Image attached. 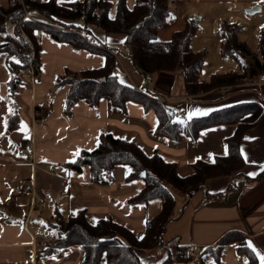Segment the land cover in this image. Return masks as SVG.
I'll return each mask as SVG.
<instances>
[{"label": "crops", "instance_id": "1", "mask_svg": "<svg viewBox=\"0 0 264 264\" xmlns=\"http://www.w3.org/2000/svg\"><path fill=\"white\" fill-rule=\"evenodd\" d=\"M76 1L56 0L59 5ZM107 1L112 4V17L118 0ZM135 1L125 0V4L130 9ZM7 2L0 0L1 5ZM255 6L259 8L256 12H264V0H173L169 4L172 13L170 27L176 28L167 37L182 28L185 18H194L199 25L217 24L220 31L223 21L238 24L246 16L245 12ZM32 15L30 18H39L37 14ZM181 15L182 21L179 19ZM90 29L94 39L106 43L109 51L114 52L119 81L145 90L167 107L185 110L188 119L239 103L261 106L258 121L241 138L240 153L244 166L235 174L211 178L206 183L209 195L225 191L231 185L230 177L240 178L236 187L233 185L234 188L222 200L206 199L202 190L189 198L170 190L174 207L163 240L174 248L185 246L189 253H192V246H197L202 255L214 248L225 234L239 232L247 236L249 246L264 264V82L256 81L262 73L258 72L257 77L246 74L245 83L231 90L222 89L189 98L178 73L153 74L149 83L144 85V79L127 58L123 38L93 27ZM37 40L41 49L39 73L33 82L25 81L19 86L20 120L17 128L11 131H7L11 112L7 89L9 71L3 55L0 62V264H81L83 251L80 247L69 248L60 257L37 258V252L46 243L44 237L53 232L49 223L55 212L66 219L83 210L88 223L110 219L139 239L144 235L146 222L157 216L162 208V201L158 198L144 204L128 202L144 186L141 179L127 180L131 171L128 165L115 166L111 181L106 185L92 182L87 166L81 171L69 167L80 152L97 147L100 134L134 142L147 155L157 152L164 161L175 164L178 176L187 177L194 173L192 164L195 161L212 162L216 157L226 155V140L233 135L235 126L206 128L195 139L184 133L166 138L156 133L158 120L152 110L146 111L133 102H128L121 110L113 107L108 99H101L95 108L79 101L66 115L63 108L68 87L57 89L55 80L65 70L99 68L104 57L74 49L46 34L38 33ZM219 42H216L218 46ZM37 108L43 111L42 119L35 117ZM26 144L33 145L31 157L24 151ZM30 185L43 199V208L34 206L31 198L23 194ZM159 250L155 252L159 253ZM153 259L160 261L157 264L164 261L160 260V254ZM205 263L243 264L244 257L237 254L235 245H230L223 249L219 263L211 257ZM98 264H106L104 254ZM165 264L185 263L170 256Z\"/></svg>", "mask_w": 264, "mask_h": 264}, {"label": "trees", "instance_id": "2", "mask_svg": "<svg viewBox=\"0 0 264 264\" xmlns=\"http://www.w3.org/2000/svg\"><path fill=\"white\" fill-rule=\"evenodd\" d=\"M8 0L0 4V54L4 56L9 71L7 81L8 100L11 112L7 120V131L17 128L19 124L18 89L25 82L21 75L33 65L35 77L40 69V46L37 34L42 33L59 43H65L74 49H84L104 57L99 68L81 71L65 70L55 80V87H68L64 100V113L69 115L74 104L84 102L95 108L101 99H108L113 107L125 109L128 102L141 105L146 111L152 110L158 120L156 133L166 138H173L180 133L195 139L201 130L217 125H234L235 131L226 140L227 153L216 157L212 162L197 160L192 164L194 173L180 177L174 163L166 162L157 153L147 155L134 142L102 133L94 150L82 151L69 163V167L81 171L87 166L92 182L106 185L111 181V171L117 165H128L131 169L127 180L141 179L143 188L128 199L130 204H144L158 198L162 201L161 211L148 220L144 235L137 239L126 227L110 220L101 219L95 224L86 220L83 210L66 219L57 212L49 223L59 221L60 227L49 235L44 247L37 252V258L49 256L60 257L72 247L83 251L81 264H98L102 255L106 264H146L140 255L155 251L167 245L163 240L167 224L172 220L174 198L170 190L185 198L202 190L206 199L222 200L232 190L233 185L215 195H209L206 183L218 176H229L239 172L244 166L240 153V142L246 130L256 124L262 114L258 103H239L217 109L209 114L170 124L167 107L163 102L143 89H136L118 80L116 75L117 59L109 51L106 43L93 38L90 27H96L108 35L123 38L122 45L127 47V58L138 71L147 77L158 73H178L181 77L187 97L231 90L245 83L246 74L230 72L212 75L209 80L201 77L206 58L205 51H193L190 42L195 35L198 23L194 18H185L181 29L173 31L168 40L160 39V33L172 24V13L169 0H136L128 8L125 0H118L115 13L111 17L112 4L107 0H78L59 5L56 0ZM32 14L39 15L41 20L26 19ZM32 17V16H31ZM241 26L223 21L220 26L219 52L222 57L239 59L252 53L247 44L238 37ZM33 58L24 56V51H31ZM257 70L264 73V30L258 35ZM103 79V81H100ZM150 80V79H149ZM40 111V109H36ZM53 231V230H52ZM264 241V232L262 234ZM235 245L238 255L244 257L243 264H261L255 251L249 246L248 238L239 232L225 234L215 245L200 256V264L211 257L219 263L223 249ZM175 258L181 263H190L192 253L187 247L176 246ZM170 256L160 264L169 262Z\"/></svg>", "mask_w": 264, "mask_h": 264}, {"label": "rangeland", "instance_id": "3", "mask_svg": "<svg viewBox=\"0 0 264 264\" xmlns=\"http://www.w3.org/2000/svg\"><path fill=\"white\" fill-rule=\"evenodd\" d=\"M245 13L246 16L241 19L243 21H240V23H238L242 27L239 34V39L244 41L249 47L252 54L248 57H240L239 59L222 57L219 52V46L216 43L219 42L220 39V31L218 30L217 24H210L209 26L205 23H202L201 25L197 24L198 28L195 35L191 39L190 48H192L194 51L206 52V58L201 73V77L203 80H209L212 75L226 74L230 72L241 74L245 73L248 76H259L256 65V60H260V56L258 54V31L260 29L264 30V12H254L252 14H248L247 12ZM32 16L35 17L34 15ZM179 19L181 21L183 20L182 15L179 17ZM196 19L199 20V18ZM38 20L44 22V20H40V18H38ZM174 28L176 27H169L168 29L162 31L159 36L160 39L166 40L167 38H169L167 37V34L171 32V30H175ZM93 29L99 28L93 27ZM99 31L102 30L99 29ZM214 43L216 44L215 46ZM30 49L31 51H33L32 45ZM125 49L127 50L128 48L125 47ZM1 60L2 55L0 54V62ZM149 79H151V76L147 77V79L144 80V85H147L149 83ZM230 178L231 185H235L236 187V184L238 180H240V178L237 179L236 176ZM53 225L54 227H57L52 229L53 232H56L61 223L59 221H56L55 219L53 221ZM155 251L144 252V254L140 255L141 260L146 264H157L160 261H154L153 259L156 255H161L160 260L166 259L169 256H175V248L173 245H166L160 248L159 253H156Z\"/></svg>", "mask_w": 264, "mask_h": 264}, {"label": "built area", "instance_id": "4", "mask_svg": "<svg viewBox=\"0 0 264 264\" xmlns=\"http://www.w3.org/2000/svg\"><path fill=\"white\" fill-rule=\"evenodd\" d=\"M173 0H169L168 3L172 4ZM11 4H14V0L11 1ZM26 19H30V17L26 14L25 15ZM24 56H31L33 58V51H28L25 50L24 52ZM34 75H35V70L33 69V65H30L29 69L26 70L22 75L21 78L24 79L25 81H29V82H33L34 81ZM257 82H264V73H262L256 80ZM253 82H255L253 80ZM167 114L170 117V124L171 125H176L179 121L185 120L186 119V111L185 110H179V109H175V108H166ZM43 111H37L35 117L37 119H42L43 118ZM24 151L27 155H29V157L32 156L33 154V145L32 144H26L24 146ZM23 194L27 197H30L32 200V203L34 206H38L40 208H42L44 206V201L43 199H40L36 192H35V188L33 185L28 186ZM45 240L48 239V237H44ZM191 251H192V259H191V263L192 264H200V256H201V251L199 249V247L197 246H192L191 247Z\"/></svg>", "mask_w": 264, "mask_h": 264}, {"label": "water", "instance_id": "5", "mask_svg": "<svg viewBox=\"0 0 264 264\" xmlns=\"http://www.w3.org/2000/svg\"><path fill=\"white\" fill-rule=\"evenodd\" d=\"M256 11H259V8L255 6V7H252L251 9H248L246 12L248 14H252V13H254ZM100 81H103V79H100Z\"/></svg>", "mask_w": 264, "mask_h": 264}]
</instances>
